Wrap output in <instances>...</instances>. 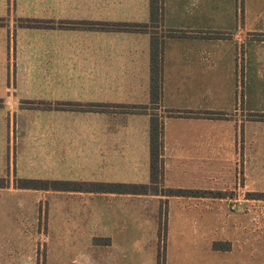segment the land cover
<instances>
[{"label": "crops", "instance_id": "obj_1", "mask_svg": "<svg viewBox=\"0 0 264 264\" xmlns=\"http://www.w3.org/2000/svg\"><path fill=\"white\" fill-rule=\"evenodd\" d=\"M212 1L219 0H159L160 14L152 17V0H0V18L52 22L44 28L0 27V175L8 163L17 173L10 176L149 184L151 109L120 106L151 105L152 30L163 28L175 34L159 38L162 79L155 110L191 113L161 118V181L174 189L222 193L44 191L42 212L33 209L26 221L0 220V264H157L161 208L164 264H259L264 199L253 194L264 191L252 190L249 181L264 176V138H243L240 130L250 119L260 120L264 130V120L234 119L223 105L212 104L217 92L211 85L224 78V44L231 52L232 43L245 46L247 65L264 69V28L255 25L264 20V0H242L244 26L220 39L212 31L224 27L211 24L231 17L212 12ZM111 23L148 27L88 25ZM229 62L232 68L231 56ZM23 100L105 107L34 109L21 107ZM211 176L218 177L210 182ZM5 192L39 193L0 188Z\"/></svg>", "mask_w": 264, "mask_h": 264}, {"label": "rangeland", "instance_id": "obj_2", "mask_svg": "<svg viewBox=\"0 0 264 264\" xmlns=\"http://www.w3.org/2000/svg\"><path fill=\"white\" fill-rule=\"evenodd\" d=\"M11 2V0H9ZM242 7L243 3L242 0H219V1H212L211 2V10L215 14H228V17L230 20L224 24H211V26H223L224 30H215L212 31L213 34H230L232 31H236L237 28H242L244 26L243 22V14H242ZM220 8V9H218ZM39 23L42 26H49L52 24L50 21H45L41 19H29V18H19V17H13V18H0V27L14 30L16 27H24V28H44V27H26L25 24H35ZM153 25V24H152ZM255 25H258L259 27L264 28V20H259L255 22ZM159 27V26H158ZM14 28V29H13ZM152 31L156 32L157 34L154 35L155 38H161L163 35H171V32H168L164 30L163 28H157L153 29ZM256 37V36H255ZM221 37H219L220 39ZM226 39V38H225ZM229 39V38H227ZM250 45V44H249ZM224 56L226 60L224 61V78L212 80L211 88L212 90H216L217 96L212 99V104L216 105H223L226 109V112L233 116L234 119H239V122H241L242 118H257L255 114H262L264 113V69L260 66L251 67L247 65L246 62V49L245 46H236L235 43H232V52H231V46L230 44H224ZM262 49V48H261ZM256 50H249V53H254ZM261 53H264V45L263 49L261 50ZM232 57V68L229 67V57ZM231 61V58H230ZM227 64V66H226ZM248 66V69H247ZM249 97V99H246ZM43 100H23L20 102L21 107L26 108H34V109H44L46 107ZM52 104V103H51ZM59 104V103H58ZM2 105V100H0V106ZM55 106V104H53ZM29 106H38V107H29ZM56 107H59L56 105ZM150 112L157 113L161 118L165 116V112L161 110H151ZM213 112V111H212ZM222 114L223 112H214ZM252 114V115H251ZM222 116H224L222 114ZM259 117V116H258ZM13 121L14 116H8V121ZM8 125H11L9 124ZM243 122V121H242ZM260 120H249L247 122H243V130H240L241 137L244 132L243 138L246 135H251L252 133L256 134L259 138H264V130L260 128L261 126ZM239 127H242L239 124ZM13 131V130H12ZM246 132H248L246 134ZM259 141V140H258ZM11 147L8 148V158H10L11 154ZM8 158L6 161H8ZM221 168H224V165L220 166ZM216 170V168H215ZM11 174L16 175V171L14 169H9V165L7 163V167L4 166V172L0 175V183L4 184L5 187H12L17 188L16 184H19L23 180H33V181H40V182H50V181H72V182H105V181H91L84 179L86 176H10ZM9 175V176H7ZM54 177H59L60 179H54ZM67 177V178H62ZM212 180L210 182L216 181V178L218 176H211ZM234 178V176H232ZM237 182L239 184H243V178L240 179V177H236ZM195 182L198 181V179L195 177ZM253 184L250 186V188L254 191H264V176H251L250 181ZM127 183V182H126ZM130 184H141V183H130ZM148 185V184H147ZM213 187L215 184H211ZM219 185V184H217ZM160 186L164 189H174L170 188L169 185H164L163 181L160 182ZM230 187V186H228ZM20 189V188H18ZM28 190V189H27ZM31 190H37V189H31ZM39 193L43 195L44 191H50L53 192L56 190H38ZM212 195L215 194L218 191H211ZM86 193H93L94 192H86ZM229 192H225V194H228ZM29 194V196H27ZM38 194L36 193H11V192H5L0 194V220H13V221H26L30 219V215L32 214V210L34 211L38 210V212H42L45 210L47 206V199L48 195L47 193L42 196V199H40L39 203L37 204L35 199L38 198ZM230 194V193H229ZM228 194V195H229ZM248 194H245L247 196ZM255 197H259L261 199H264V194L260 196V194L255 193L253 194ZM163 205H166L163 203ZM162 209V208H161ZM160 209V210H161ZM166 212V208L162 209ZM260 217H262L264 221V211H260ZM158 221L163 224L164 222V216H161L160 213L158 215ZM176 219H178L177 213H175ZM191 216H189L190 219ZM166 218V216H165ZM213 224L215 222L212 220ZM176 227V224L173 223V229ZM170 234L173 235V230L170 227L169 228ZM264 249V248H263ZM259 264H264V250L260 251Z\"/></svg>", "mask_w": 264, "mask_h": 264}, {"label": "trees", "instance_id": "obj_3", "mask_svg": "<svg viewBox=\"0 0 264 264\" xmlns=\"http://www.w3.org/2000/svg\"><path fill=\"white\" fill-rule=\"evenodd\" d=\"M160 14L159 0H152V17H156ZM94 28H104L112 30H134V31H144L147 29L146 24H132V23H111V24H98ZM26 27H46L39 23L35 24H25ZM175 33H172L173 36ZM226 37L229 34H215L213 37ZM161 45L158 38L152 36L151 38V49H150V103L148 107L146 105L142 106H120L128 109V111H145L147 108L155 110L158 108L161 97ZM46 107L44 109H82V110H96L105 107L101 104H90L88 106H83L78 103H68L63 102L55 104L45 103ZM59 106V107H56ZM38 107V106H29ZM191 112L186 110H165V116H183L190 114ZM212 116H222V114L210 112ZM259 116V117H258ZM257 119L264 120V114H256ZM161 137H162V120L159 115L154 112H150V183L145 184H130V183H118V182H72V181H50V182H40L33 180H23L19 184H16L17 188L20 189H37V190H56V191H78V192H94V193H123V194H162V195H191V196H204L212 195L211 191H199V190H184V189H167L164 190L160 186L162 179L161 175ZM5 187L4 184L0 183V188ZM260 196L262 193H258ZM264 194V193H263ZM222 193L220 191L216 192L212 196L220 197ZM165 214L166 212L160 210V215L164 216V222L158 224V235H159V249L157 254V264H164V239H165ZM162 249V250H161Z\"/></svg>", "mask_w": 264, "mask_h": 264}]
</instances>
